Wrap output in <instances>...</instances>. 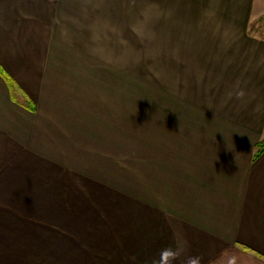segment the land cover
<instances>
[{
	"label": "crops",
	"instance_id": "1",
	"mask_svg": "<svg viewBox=\"0 0 264 264\" xmlns=\"http://www.w3.org/2000/svg\"><path fill=\"white\" fill-rule=\"evenodd\" d=\"M256 3L155 0L146 108L123 74L145 0H0L17 83L0 75V264H50L52 244L69 264H166L169 247L167 264H264Z\"/></svg>",
	"mask_w": 264,
	"mask_h": 264
},
{
	"label": "rangeland",
	"instance_id": "2",
	"mask_svg": "<svg viewBox=\"0 0 264 264\" xmlns=\"http://www.w3.org/2000/svg\"><path fill=\"white\" fill-rule=\"evenodd\" d=\"M154 1L155 0H145L144 4V12L142 10L141 16H140V30L138 29L137 23L138 20L135 22H132L130 26V32L136 33L140 35V50L136 51L135 55L133 54V51L130 52V69H127L129 71V76L126 77V71H123L124 78H127L129 80V92L131 93V103H145L146 108H152L153 101H149L146 99L153 98V94L155 92V73H156V61H157V31H156V20L154 17ZM137 14V13H136ZM142 17V19H141ZM251 24H250V31L252 33H256L259 35L264 36V3L262 4H255L252 16H251ZM135 31V32H134ZM137 41V40H135ZM137 44L134 46L136 47ZM131 48H134L131 46ZM139 54V56H138ZM140 94V96H139ZM140 100H139V99ZM143 99V100H141ZM53 216V215H51ZM54 219V218H51ZM50 224H56V221H51ZM56 219V218H55ZM54 230V229H51ZM58 230V229H57ZM59 231V230H58ZM55 239V238H53ZM24 245H19L18 248L23 247ZM36 250L39 251L40 245H33ZM32 246V247H33ZM25 247V246H24ZM73 247V246H72ZM59 245L52 244L50 245V257L51 258H58L60 255H58V249ZM40 254V253H39ZM65 256L64 258L60 259L59 261L57 259L53 260L50 259V264H69L71 261H69L67 258L68 256L62 254ZM18 264H25V262L19 261ZM35 264H41L35 262Z\"/></svg>",
	"mask_w": 264,
	"mask_h": 264
},
{
	"label": "clouds",
	"instance_id": "3",
	"mask_svg": "<svg viewBox=\"0 0 264 264\" xmlns=\"http://www.w3.org/2000/svg\"><path fill=\"white\" fill-rule=\"evenodd\" d=\"M239 95L242 96L243 93H240ZM162 255H163L164 261L167 264L169 260L171 261L179 260L181 256L183 255V253L181 249H175V248L169 247L163 250ZM153 264H156V262L153 261ZM183 264H201V258L189 256L184 260Z\"/></svg>",
	"mask_w": 264,
	"mask_h": 264
},
{
	"label": "trees",
	"instance_id": "4",
	"mask_svg": "<svg viewBox=\"0 0 264 264\" xmlns=\"http://www.w3.org/2000/svg\"><path fill=\"white\" fill-rule=\"evenodd\" d=\"M0 75L7 81L9 87L11 88V92L13 94L14 88L17 86L14 78L6 71V69L0 63ZM14 97V94H13ZM264 153V136L257 142L256 150L254 154V159H257Z\"/></svg>",
	"mask_w": 264,
	"mask_h": 264
}]
</instances>
